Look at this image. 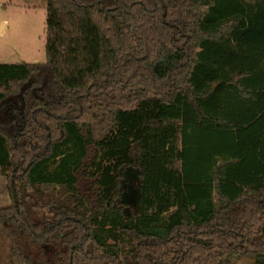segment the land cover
Wrapping results in <instances>:
<instances>
[{
	"label": "trees",
	"instance_id": "1",
	"mask_svg": "<svg viewBox=\"0 0 264 264\" xmlns=\"http://www.w3.org/2000/svg\"><path fill=\"white\" fill-rule=\"evenodd\" d=\"M46 55L0 62V264H264V0H47Z\"/></svg>",
	"mask_w": 264,
	"mask_h": 264
},
{
	"label": "rangeland",
	"instance_id": "2",
	"mask_svg": "<svg viewBox=\"0 0 264 264\" xmlns=\"http://www.w3.org/2000/svg\"><path fill=\"white\" fill-rule=\"evenodd\" d=\"M46 18L47 0H0V62H46ZM11 175L3 174L0 168V207L14 204ZM124 192L131 195L129 188ZM214 197L219 200L217 193ZM7 251V239L0 235V257H5ZM254 261L255 256L247 253L226 264H254Z\"/></svg>",
	"mask_w": 264,
	"mask_h": 264
},
{
	"label": "water",
	"instance_id": "3",
	"mask_svg": "<svg viewBox=\"0 0 264 264\" xmlns=\"http://www.w3.org/2000/svg\"><path fill=\"white\" fill-rule=\"evenodd\" d=\"M135 174H136V178L139 179L138 178V175H137V172H135ZM10 186H11V192H12L13 202L18 207L17 191H16V187H15V183H14V179L13 178L10 181ZM121 188H123V181H122ZM133 194H134V197H133L132 201L126 200L125 202L129 206H132L135 209V211H137L138 208H139V205H140V189L139 188H136L133 191Z\"/></svg>",
	"mask_w": 264,
	"mask_h": 264
},
{
	"label": "flooded vegetation",
	"instance_id": "4",
	"mask_svg": "<svg viewBox=\"0 0 264 264\" xmlns=\"http://www.w3.org/2000/svg\"><path fill=\"white\" fill-rule=\"evenodd\" d=\"M125 179H123V188H122V194H123V200H129L132 201L134 194L133 191L138 188L137 187V178H136V174L134 171H128L126 172V175L124 177ZM125 180L130 181V184H126ZM129 188V191L131 192L130 194H127V192H124V189ZM127 204V203H126ZM131 207V206H130Z\"/></svg>",
	"mask_w": 264,
	"mask_h": 264
}]
</instances>
